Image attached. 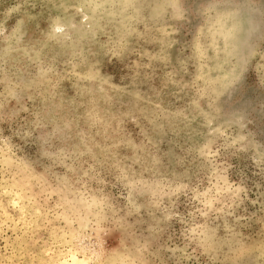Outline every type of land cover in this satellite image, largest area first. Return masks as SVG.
<instances>
[{
    "label": "rangeland",
    "instance_id": "obj_1",
    "mask_svg": "<svg viewBox=\"0 0 264 264\" xmlns=\"http://www.w3.org/2000/svg\"><path fill=\"white\" fill-rule=\"evenodd\" d=\"M0 264H264V0H0Z\"/></svg>",
    "mask_w": 264,
    "mask_h": 264
}]
</instances>
